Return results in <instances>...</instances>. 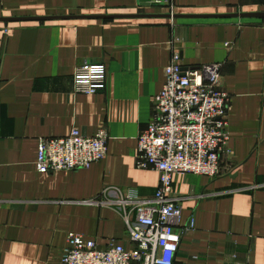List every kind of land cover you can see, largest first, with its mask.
I'll return each instance as SVG.
<instances>
[{
    "label": "crops",
    "instance_id": "obj_1",
    "mask_svg": "<svg viewBox=\"0 0 264 264\" xmlns=\"http://www.w3.org/2000/svg\"><path fill=\"white\" fill-rule=\"evenodd\" d=\"M163 1L0 0V17L158 14ZM168 1L174 14L264 11L258 0ZM173 50L184 68L222 64L230 148L216 177H173L176 230L194 222L173 264H264V19L220 17L0 22V264H63L70 232L99 249L133 247L121 212L102 200L155 194L158 173L134 158ZM91 63L105 66V87L85 94L74 73ZM73 128L105 129V157L39 172L38 138Z\"/></svg>",
    "mask_w": 264,
    "mask_h": 264
},
{
    "label": "built area",
    "instance_id": "obj_2",
    "mask_svg": "<svg viewBox=\"0 0 264 264\" xmlns=\"http://www.w3.org/2000/svg\"><path fill=\"white\" fill-rule=\"evenodd\" d=\"M159 7L160 13H174L171 1H163ZM221 71L220 62L184 68L181 54L172 51L150 120L137 136L134 158L136 168L158 173L155 194L139 198L134 190H117L116 199L102 200L121 212L133 247L111 242L99 249L94 239L70 232L63 264H173L181 233L194 227L190 218L176 230L180 206L171 196L173 177L187 173L216 177L221 172V156L230 154L228 94L221 88ZM105 72L102 63L77 67V90L85 94L103 90ZM107 142L105 129L85 135L73 128L63 137H40L36 168L41 173L89 168L105 157Z\"/></svg>",
    "mask_w": 264,
    "mask_h": 264
},
{
    "label": "water",
    "instance_id": "obj_3",
    "mask_svg": "<svg viewBox=\"0 0 264 264\" xmlns=\"http://www.w3.org/2000/svg\"><path fill=\"white\" fill-rule=\"evenodd\" d=\"M260 4L264 6V0H258ZM148 5V3H147ZM117 17H148V18H167L170 20L177 18H258L264 19V11L255 12H237L228 14H170V13H158V14H136V15H68V16H9L0 17V22H18V21H45L53 19H69V18H117Z\"/></svg>",
    "mask_w": 264,
    "mask_h": 264
}]
</instances>
